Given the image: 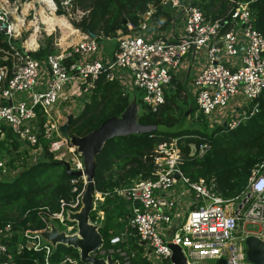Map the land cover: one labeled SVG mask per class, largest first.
<instances>
[{
	"label": "built area",
	"instance_id": "2783aa9c",
	"mask_svg": "<svg viewBox=\"0 0 264 264\" xmlns=\"http://www.w3.org/2000/svg\"><path fill=\"white\" fill-rule=\"evenodd\" d=\"M158 3L174 14L166 27L150 21V7L136 28L127 23L126 34L120 30L116 37L87 34L41 57L33 54L40 45L37 41L24 44L17 39L22 29L14 25L9 10L0 4V138L9 128L28 149L27 163L36 160L46 147L52 158L67 159L73 163L72 168L82 169V156L70 142L71 134L60 129L67 116L60 122L56 106L86 98L100 74L106 72L108 79H119L127 90L132 91V85L142 91L144 107L157 111L176 70L188 54L202 49L205 61L193 79L198 110L208 121L231 127L253 113L258 108L257 98L264 93V34L253 26L248 1H239L225 20L208 19L191 0ZM167 31L172 33L171 38ZM103 38H114L115 43L97 56L106 47ZM123 71L130 74V80ZM197 137L198 141L189 143V154L202 157L212 144ZM182 139L171 136L157 142L152 154L153 176L116 189L130 204L127 225L109 237L108 245L102 243L92 254H110L120 264H131L136 249L129 248L127 241L135 235L146 245L149 257L155 256L166 264L171 263L170 242L180 245L187 264L203 258H224L226 264H253L246 253L245 238L254 235L264 244V160L251 169L238 194L225 197L214 190L212 178L191 179L182 171ZM22 168L0 159V176L14 177ZM81 192L71 203L61 200L58 212L48 210L47 215H41L45 222L42 228H15L11 221L0 225V264H14V252L21 249L41 247L45 248L47 264L52 247L42 241L40 231L50 227L51 218L61 217L67 204L77 206ZM105 193L94 190L92 210ZM175 213L179 221L169 239L167 230ZM103 217V211L97 210L91 221L100 223ZM248 224L255 227L248 228ZM25 237L34 239L31 246L19 242Z\"/></svg>",
	"mask_w": 264,
	"mask_h": 264
},
{
	"label": "trees",
	"instance_id": "16d2710c",
	"mask_svg": "<svg viewBox=\"0 0 264 264\" xmlns=\"http://www.w3.org/2000/svg\"><path fill=\"white\" fill-rule=\"evenodd\" d=\"M210 20H225L239 1L244 0H191ZM252 16L253 26L264 34V0H247ZM86 10L80 26L88 34L118 36L129 32L127 23L138 26L143 14L153 8L150 21L166 27L174 14L163 8L158 0H74ZM62 9H59L61 12ZM224 28V27H223ZM2 34L0 33V43ZM59 48L52 45L50 39L41 43L33 52L41 57ZM139 90V89H135ZM134 91L127 90L119 79H108L106 72L100 74L96 84L89 93L88 100L76 114L69 127V134L84 135L97 127L111 115L120 114L134 94L137 98L138 120L141 123H156L157 128L148 133H132L107 139L99 153L96 154L94 189L106 192L103 200H98L96 208L90 212L95 218L97 210H102L104 217L98 227L103 237V245L109 244V237L119 233L127 225L130 213L129 201L116 189L131 185L134 181L153 176V149L155 144L171 136H182V171L191 179L212 178L214 190L231 197L238 194L246 185L251 169L264 160V93L257 98L258 108L231 127L223 122L208 128L209 121L198 110L197 104L187 116V127L176 133L166 131V127L179 120L183 107L179 102L182 94L188 103L182 81L174 76L165 89V101L157 111L144 107ZM188 105V104H187ZM200 125V126H199ZM206 138L211 141V149L202 157L190 155L189 143ZM40 137V135H39ZM40 139H42L40 137ZM45 144L46 141H43ZM9 128L4 129L0 138V151L9 154L7 163L15 167L14 161L22 158L23 168L14 177L0 176V225L11 221L15 228L37 229L45 226L41 215L48 210L58 212L61 200L71 203L82 191L84 181L80 176L68 175L62 164L48 159L50 155L45 147L36 160L27 163L29 152ZM51 156V155H50ZM67 204L65 207H69ZM47 208L42 210V208ZM78 207H76L77 209ZM64 211V210H63ZM41 213V214H40ZM132 236V235H131ZM128 237V245L136 249L131 264H155L147 254V247L133 242ZM14 264H46L45 248L21 249L14 252ZM47 264H88L79 259L78 249L57 243L47 255Z\"/></svg>",
	"mask_w": 264,
	"mask_h": 264
},
{
	"label": "water",
	"instance_id": "95a60500",
	"mask_svg": "<svg viewBox=\"0 0 264 264\" xmlns=\"http://www.w3.org/2000/svg\"><path fill=\"white\" fill-rule=\"evenodd\" d=\"M188 66L185 77L182 80V86L188 96V106L183 110L178 121L165 129L168 132L176 133L187 127V116L196 106V99L186 86L189 68ZM138 103L136 96H133L124 110L118 115H111L104 119L97 127L85 133L84 135H70V142L80 151L83 161V168H72L71 164L65 159H56L54 162L62 164L68 175L80 176L85 178V187L81 195L82 205L79 211L70 212V216L76 219L77 232L73 235H66L59 232L55 226L40 231L42 238L49 240L54 247L57 243L71 245L78 249L79 259L88 264H120L118 259H113L110 254L105 257H98L92 252L96 251L103 243V237L98 230L100 223L89 221L90 211L93 209V192H94V173L96 167V154L99 153L104 142L114 136H123L132 133H148L157 128L156 123H141L138 120ZM75 115L69 113L66 122L60 125V129L67 133L70 124ZM48 159L53 161L52 156L48 155ZM178 176L177 173H175ZM179 217H177L167 230L169 239L178 225ZM144 243V242H143ZM246 253L253 264H264V244L254 235H248L245 238ZM172 253L170 256V264H187L186 257L180 247L176 243H169ZM150 252V249L148 250ZM155 257V256H153ZM153 260L155 264H166L161 260ZM215 264H226L224 258L217 259Z\"/></svg>",
	"mask_w": 264,
	"mask_h": 264
},
{
	"label": "rangeland",
	"instance_id": "374dc122",
	"mask_svg": "<svg viewBox=\"0 0 264 264\" xmlns=\"http://www.w3.org/2000/svg\"><path fill=\"white\" fill-rule=\"evenodd\" d=\"M0 4L6 7L9 10L10 18L13 21L16 27H20L22 29L20 36L17 38L19 41L23 42L24 44L32 43L33 41H37L38 44L45 43L48 39H50L52 45L55 47L62 49L63 47L69 46L76 41H79L83 37H85L88 33L83 30L80 26L81 18L83 13L86 11L83 7L77 5L74 0H0ZM59 9H62L59 12ZM17 40V41H18ZM103 45L106 46L103 49L98 51L97 56H99L100 52H104L106 50H110L115 43V39L106 40L102 39ZM108 52V51H107ZM103 62L106 61L102 56L100 57ZM186 67H183L181 70H176V76L180 77L181 81L185 76ZM125 73L126 78L130 80V74L126 71ZM194 76V69L190 70L189 77L187 79L186 86L189 91L194 95L196 88L193 85L192 79ZM130 90L134 91L135 88L132 85H129ZM137 96H140L139 90H135ZM89 95V94H88ZM89 96L86 98H77L74 101H67V103L60 102L58 104V111L61 114L60 122L64 121L66 116L69 113H73L75 116L83 107L84 103L88 100ZM188 98V96H187ZM182 94L179 96V102L183 107H187L188 103L183 100ZM188 100V99H187ZM246 101H242L243 104ZM232 105V103H231ZM140 106V104L138 105ZM235 107L236 105H232ZM55 107H53L54 109ZM140 112V109H138ZM232 112V110L230 111ZM233 117V116H232ZM230 118V116H229ZM218 122H210L208 128H211L213 125L217 124ZM200 126V125H199ZM23 148V146H21ZM10 157L9 154H6L5 151H0V159L1 160H8ZM63 159V158H61ZM21 160L22 158H18L13 163L15 167H21ZM67 160V159H66ZM69 161V160H68ZM73 167V163H70ZM83 181L85 182V178L82 177ZM86 182L84 183L85 187ZM84 190V188H83ZM82 190V192H83ZM81 192V195H82ZM188 203V201H187ZM82 205V200L80 198V203L75 206H69L65 208L61 217L51 218L49 220V226H55L59 232H64L66 235H73L77 232V224L76 219L70 216V212L79 211L80 206ZM76 207H78L76 209ZM91 212V211H90ZM92 220L89 214V221ZM248 228H254L255 226L252 224L247 225ZM133 237L132 241L140 243V239L137 236ZM44 237L42 239L43 242L48 243L53 246V244L49 240H45ZM20 243H24L26 247L31 246L34 242V239L30 237L20 238ZM129 248H131L129 246ZM134 250V249H133ZM136 251V250H134ZM150 257L153 260H156L155 257ZM158 260L162 259L157 258ZM216 259L214 258H203L199 260H194L191 264H215ZM72 264H76L72 261Z\"/></svg>",
	"mask_w": 264,
	"mask_h": 264
},
{
	"label": "crops",
	"instance_id": "0c3cea01",
	"mask_svg": "<svg viewBox=\"0 0 264 264\" xmlns=\"http://www.w3.org/2000/svg\"><path fill=\"white\" fill-rule=\"evenodd\" d=\"M180 25H178L177 27H179ZM177 33H180V29L177 28L176 30ZM167 36L168 37H172V33L167 31ZM171 34V35H170ZM204 61H205V55H204V50H197V51H192L190 54H188L187 58L183 61V64L180 68V70L183 68V67H186V72H187V69H188V66L189 64L191 63V66L189 68V74H190V70L193 68L194 69V76H193V79L194 77L197 75V73L200 71V69L203 67V64H204ZM186 72H185V75H186ZM189 74H188V77H189ZM185 77V76H184ZM183 77V78H184ZM180 79V77H178ZM193 79H192V82H193ZM135 96L134 94L132 95V97ZM177 214L175 213L173 215V218H172V222L177 218ZM133 238V237H131Z\"/></svg>",
	"mask_w": 264,
	"mask_h": 264
}]
</instances>
